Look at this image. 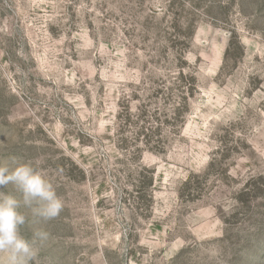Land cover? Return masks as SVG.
Masks as SVG:
<instances>
[{"label":"rangeland","instance_id":"rangeland-1","mask_svg":"<svg viewBox=\"0 0 264 264\" xmlns=\"http://www.w3.org/2000/svg\"><path fill=\"white\" fill-rule=\"evenodd\" d=\"M11 155L64 202L34 264H264V0H0Z\"/></svg>","mask_w":264,"mask_h":264},{"label":"clouds","instance_id":"clouds-1","mask_svg":"<svg viewBox=\"0 0 264 264\" xmlns=\"http://www.w3.org/2000/svg\"><path fill=\"white\" fill-rule=\"evenodd\" d=\"M8 186L11 191L2 190ZM63 209L54 185L32 162L16 155L0 162V264H34L50 236L45 225ZM29 224L26 237L21 228Z\"/></svg>","mask_w":264,"mask_h":264}]
</instances>
